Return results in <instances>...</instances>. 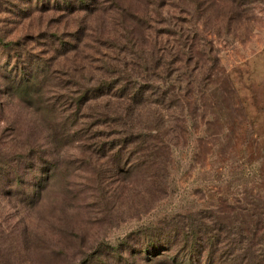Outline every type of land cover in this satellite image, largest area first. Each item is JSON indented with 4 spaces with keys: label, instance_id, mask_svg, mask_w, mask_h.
I'll return each instance as SVG.
<instances>
[{
    "label": "rangeland",
    "instance_id": "obj_1",
    "mask_svg": "<svg viewBox=\"0 0 264 264\" xmlns=\"http://www.w3.org/2000/svg\"><path fill=\"white\" fill-rule=\"evenodd\" d=\"M213 59L226 84L186 89ZM246 201L264 214V0H0V264H264Z\"/></svg>",
    "mask_w": 264,
    "mask_h": 264
},
{
    "label": "trees",
    "instance_id": "obj_2",
    "mask_svg": "<svg viewBox=\"0 0 264 264\" xmlns=\"http://www.w3.org/2000/svg\"><path fill=\"white\" fill-rule=\"evenodd\" d=\"M189 55H191V51H189ZM180 64H181V62H180ZM184 65H183V67L180 66L176 70V72H178L180 74V79H178L179 83H183L184 80L186 82V79H185L186 76L182 75V73L185 71L184 70L185 68L186 69L190 68V65H186V64H184ZM194 68L195 69L193 70V72L195 71V73H198V75L204 74L203 67L199 66V67H194ZM206 70L209 71V77L207 79H202L201 80L202 82H198L197 78L193 74L187 75V77L189 78V82L187 83L186 89H188V88L192 89L194 86L197 87V85L200 86V84H204V83H206V86L211 83L214 85L218 84V85H220V87H222L223 84H226V82H227L226 80L228 79V76L226 75L225 71H222V68H220L218 61L216 59H213L211 66H208L206 68ZM177 77H179V76H177ZM211 77H214L215 80H211L210 79ZM163 82H166V80H164ZM20 89H21V87H18L16 89H14V91L20 92ZM222 90H224V89L222 88ZM226 93L230 94L231 90L229 89ZM134 96H137V94L134 93ZM181 96L182 95L180 94L178 96V98H180ZM183 97L184 96H182V98ZM132 137H134L133 134H132ZM131 144L134 146L133 154L138 155L141 158H146V159L147 158L149 159L152 157H153V159L156 158V155L158 154V152H156V151H159V149H160L158 146H156L152 143H148L147 139H142L140 141H136V138L134 137V141ZM153 167L154 166H150L151 169ZM260 200H262V199H260ZM255 203H256V201H254L252 204L248 201L245 202V206L250 207V210L252 211L251 212L252 217L257 215V206H259L260 208L262 207V206L257 205V204L255 205ZM251 207H252V209H251ZM262 217H264V214L258 213L257 219H259V220L257 222H259ZM258 225L259 224L252 226L251 223H250V225H248L247 221H245L243 223L242 233H244L246 235L245 241H246L247 245H250L254 242H258L259 240H261V239H257V237H258L259 233H262L264 231V229L258 230V227H259ZM171 243H172L171 239H168V238L162 239V238L157 237V240L154 241V243L152 242L151 244H148L147 251L149 250L148 249L149 247H151L152 251H154V252L155 251L156 252L169 251ZM257 245H260V243H257ZM258 252H260V251H258Z\"/></svg>",
    "mask_w": 264,
    "mask_h": 264
}]
</instances>
